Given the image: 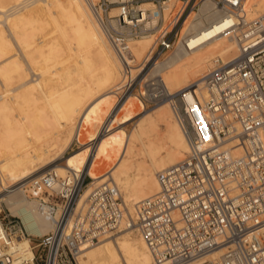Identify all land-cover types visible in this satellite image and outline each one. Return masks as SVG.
<instances>
[{
    "label": "built area",
    "instance_id": "2783aa9c",
    "mask_svg": "<svg viewBox=\"0 0 264 264\" xmlns=\"http://www.w3.org/2000/svg\"><path fill=\"white\" fill-rule=\"evenodd\" d=\"M205 1L92 4L122 63L119 100L140 88L146 104L170 102L188 151L159 175L158 192L137 203L135 216L108 184L94 188L85 213L75 215L84 172H48L30 185L29 194L54 211L59 207L53 201L60 202L59 222L35 243L37 236L19 217L0 209V264H79L83 245L121 229L141 234L152 264H264V14L250 18L244 0H213L237 17L238 53L227 63L218 59L205 74L206 95L187 89L174 96L161 76H143L180 43L188 44L184 29ZM147 36L153 40L149 57L137 62L130 43ZM15 235L31 238L33 259L8 253Z\"/></svg>",
    "mask_w": 264,
    "mask_h": 264
},
{
    "label": "bare ground",
    "instance_id": "6f19581e",
    "mask_svg": "<svg viewBox=\"0 0 264 264\" xmlns=\"http://www.w3.org/2000/svg\"><path fill=\"white\" fill-rule=\"evenodd\" d=\"M97 1L0 0V197L17 196L14 201L18 202H11L8 211L22 220L31 235L41 236L52 230L62 210L59 207L54 211L46 203L29 199L23 189L27 183L38 182L50 171L60 177L84 172L90 163L88 174L98 184L113 186L127 213L135 216L137 203L158 192L159 175L176 166L188 151L177 113L165 100L152 114L130 115L140 118L125 142L123 133L111 135L108 144L122 150L118 162L104 154L106 139L100 132L83 169L50 165L65 152L80 128L84 100L100 86L114 83L115 88L123 81L121 60L92 9ZM244 5L252 19L264 14V0H244ZM144 6L152 8L150 3ZM207 19H211L209 24ZM236 23V15L213 0L205 1L184 29L183 34L190 35L188 44L180 43L164 58L169 57L173 69L158 73L154 68L159 60L151 75L161 76L174 96L187 89L201 97L206 95L204 77L215 69L217 60L209 61L216 56L227 63L237 56ZM151 43L150 36L130 43L137 62L149 57ZM179 51L178 56L170 57ZM116 130L121 132L122 128ZM46 168L49 171H44ZM93 190L90 186L82 193L75 215L85 213ZM117 232L83 245L79 264H152L139 232ZM8 251L21 261L35 257L28 236L15 235Z\"/></svg>",
    "mask_w": 264,
    "mask_h": 264
},
{
    "label": "rangeland",
    "instance_id": "374dc122",
    "mask_svg": "<svg viewBox=\"0 0 264 264\" xmlns=\"http://www.w3.org/2000/svg\"><path fill=\"white\" fill-rule=\"evenodd\" d=\"M196 12L188 20L187 23L195 19ZM262 13H264V11L261 12V14ZM209 21H211V19H207L206 23L209 24ZM149 47H151V45ZM180 52L181 51L176 52L170 57L178 56ZM168 59L169 57L166 60H164V58L161 59L160 63L157 64L154 70L157 69L158 73H165L167 71H171L173 69V66L168 61ZM218 59L219 57L215 56L213 59L209 61V64L214 63V61ZM150 68L151 66L146 68V70L143 73V76H145L148 72H150ZM31 77L37 78V76L34 77L33 74H31ZM0 84H1L0 86H2L0 87L1 89L3 88V84L1 83V81ZM113 84L114 83L110 85H103L98 87L94 92L91 93V95L88 98L84 100V102H86V105L82 110V112L80 113V121H81L80 128L76 133L73 134V137L70 140V145L65 150V152L50 165L58 164L60 166H66V167L69 166L70 168H75V167L82 168L83 167L82 165L85 163V160L87 163L88 162L87 159H90L89 157L94 149L93 147L95 143V137L100 132L103 135H105L104 137L106 139L103 142L104 154L109 155L114 163L118 162L122 158V150L121 147L115 144H111V145L108 144L111 135L114 134L120 135V133H123L124 135L123 141L125 142L127 136H129L133 132L140 118V116L131 118L130 116L131 114H142V115L152 114L162 103H165L162 101L159 103L156 102L153 104H146L142 99L140 88H138L136 91L129 92L127 95H125L123 99L119 100L118 90L116 92H111V90L115 88H119L120 83L115 88H113ZM14 86H17L16 83L14 84ZM118 127L122 128L121 132L116 130ZM110 128L112 129L108 130ZM160 133L161 136L164 134L163 127L161 128ZM49 169L50 168H46L44 171H49ZM89 169H90V163L86 164L85 166L84 176L86 177V179H85V188L83 190L84 191L83 195L86 189L89 188L90 186L92 187L93 190L94 188L101 185L95 182V180L88 174ZM103 172L107 173L108 171L103 170ZM31 184L32 182L27 183L25 187H23V189L26 191V195H28V198L34 200L35 198L30 197L29 194L30 192L29 188ZM7 196L0 197V199H2L1 209L3 213L10 214V212L8 211V208H10L11 205L10 203L11 202L17 203L18 201L17 200L14 201V198L17 197L16 195L11 194V196L10 195L9 197ZM53 203H55L56 205L55 208L62 206L60 202L53 201ZM84 203H85V199H84ZM50 231L51 230L48 231L46 230L44 233L47 234ZM44 233L43 235H45ZM117 233L120 232L116 231L110 234L115 235ZM36 239L37 241L35 243H37L38 240L40 239V235L39 236L37 235Z\"/></svg>",
    "mask_w": 264,
    "mask_h": 264
}]
</instances>
